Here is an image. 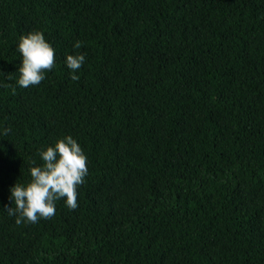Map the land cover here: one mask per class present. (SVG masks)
Wrapping results in <instances>:
<instances>
[{"label": "trees", "instance_id": "1", "mask_svg": "<svg viewBox=\"0 0 264 264\" xmlns=\"http://www.w3.org/2000/svg\"><path fill=\"white\" fill-rule=\"evenodd\" d=\"M32 31L55 65L22 88ZM6 127L0 264H264V0H0ZM68 135L78 207L17 225L10 188Z\"/></svg>", "mask_w": 264, "mask_h": 264}, {"label": "clouds", "instance_id": "2", "mask_svg": "<svg viewBox=\"0 0 264 264\" xmlns=\"http://www.w3.org/2000/svg\"><path fill=\"white\" fill-rule=\"evenodd\" d=\"M81 42L77 41L74 48L79 49ZM18 50L22 57L19 66L20 78L18 84L22 88L39 85L45 79V72L51 71L55 65V51L46 41L41 31H32L19 38ZM85 61V55H67V67L73 71L79 70ZM73 80L79 77L73 75ZM10 129L3 130L0 138L7 136ZM42 165L30 168L31 180L15 183L10 188V199L15 208L9 207V215H16V224L24 221L37 223L39 218H51L55 215L56 201L66 199L70 209H76L77 187L84 183L88 173L87 157L81 146L72 136L57 139L54 146H48L39 151ZM33 165L35 161L31 162Z\"/></svg>", "mask_w": 264, "mask_h": 264}]
</instances>
